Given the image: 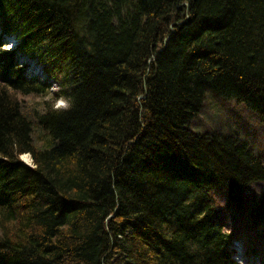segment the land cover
Wrapping results in <instances>:
<instances>
[{"label":"trees","instance_id":"1","mask_svg":"<svg viewBox=\"0 0 264 264\" xmlns=\"http://www.w3.org/2000/svg\"><path fill=\"white\" fill-rule=\"evenodd\" d=\"M0 27V264H240L242 233L258 251L264 200L232 229L214 188L242 205L264 160L189 125L207 92L264 117V0H0ZM48 92L67 106L22 103Z\"/></svg>","mask_w":264,"mask_h":264},{"label":"rangeland","instance_id":"2","mask_svg":"<svg viewBox=\"0 0 264 264\" xmlns=\"http://www.w3.org/2000/svg\"><path fill=\"white\" fill-rule=\"evenodd\" d=\"M2 28L0 27V30ZM5 48L8 50L16 49L15 58L21 64H34L37 63L36 60L32 61L29 55L19 51L17 49L20 39L14 35L4 36ZM24 53V54H21ZM33 62V63H32ZM38 65V64H37ZM40 68L42 67L41 65ZM29 76H34L36 80L45 83L44 79L46 74L38 72L35 69L28 72ZM21 97L17 95V98ZM26 104V107H29L30 110H33L35 116L40 115V113L45 112L47 108H60L66 107L67 102L61 99H55L52 93H47L46 95H29L24 97L22 102ZM246 105L243 103L237 102L234 98H223L219 95H214L212 92L206 93V97L202 106V109L193 116V119L190 122V127L193 130L198 132L205 133L206 131L219 132L224 135H228L229 132L233 131L235 133H240L242 135V140L249 146V148L255 149L257 153L263 157L264 160V119L258 113H255L251 110L246 109ZM239 131V132H237ZM22 159L29 164L33 163V159L30 152L22 155ZM258 185H252L247 189L248 195H253L257 193ZM255 196H251L250 199L253 200ZM243 218L240 217H231L229 218L232 226L237 230H243L242 225ZM242 233L236 245L238 254L236 258L242 264H264V236L261 234L256 240L257 252L255 254L246 257H242L245 250V243H247V236ZM256 236V235H255Z\"/></svg>","mask_w":264,"mask_h":264},{"label":"bare ground","instance_id":"3","mask_svg":"<svg viewBox=\"0 0 264 264\" xmlns=\"http://www.w3.org/2000/svg\"><path fill=\"white\" fill-rule=\"evenodd\" d=\"M34 66L33 67H31V65H29L30 66V68H28L27 70H28V72H30V71H33L34 69L36 70V71H38V72H42L43 71V69H42V67L40 68V66H38L36 63H34L33 64ZM27 72V73H28ZM44 72V71H43ZM208 93V92H207ZM238 102V101H237ZM239 103H242V102H239ZM244 104V103H243ZM245 105V104H244ZM246 109H248V110H251V111H253V112H255V113H257V111L256 110H254V109H252L250 106H247L246 105ZM259 115V114H258ZM261 117L264 119V117L261 115ZM215 132V131H214ZM217 132V131H216ZM215 132V133H216ZM237 132H239V131H237ZM217 133H219V132H217ZM234 132L233 131H231V132H229V134L228 135H233V136H236V137H238V138H240V139H243L242 138V135L239 133H235V134H233ZM220 134H222V133H220ZM224 135V134H223ZM227 135V136H228ZM263 158V157H262ZM255 176H257V175H255ZM253 179V180H252ZM251 179V184H250V186H252V185H258L259 186V189L258 188H256L257 189V193L258 194H256V193H253V195H251V196H255L254 197V199L253 200H251L250 198H247L245 201H244V203L242 204V205H240V206H235V207H233V206H231V207H227V205H226V203H227V201L230 199L229 198V195L226 193V192H224L221 188H218V187H216V188H214V191L218 194V196H219V209H218V211H219V214L220 215H226L227 214V216L229 217V218H231V217H240V218H242V216H244V214H245V212L247 213V214H250V213H252V211L254 210V206H253V204H255L257 201H259V200H264V173H263V175L262 176H257V177H253ZM249 186V187H250ZM248 187V188H249ZM248 194V193H247ZM250 195H249V197H251ZM241 213V215H239L238 213ZM219 214H217V215H219ZM229 214V215H228ZM235 214H237V215H235ZM220 217V216H219ZM232 229H235L233 226H232ZM234 231V230H233ZM231 232H232V230H231Z\"/></svg>","mask_w":264,"mask_h":264}]
</instances>
